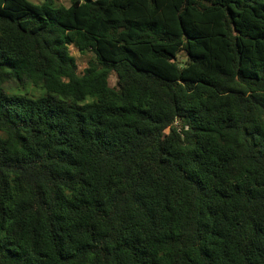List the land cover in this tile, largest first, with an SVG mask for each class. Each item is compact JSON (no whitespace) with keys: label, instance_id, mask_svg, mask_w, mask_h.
Here are the masks:
<instances>
[{"label":"trees","instance_id":"obj_1","mask_svg":"<svg viewBox=\"0 0 264 264\" xmlns=\"http://www.w3.org/2000/svg\"><path fill=\"white\" fill-rule=\"evenodd\" d=\"M0 264H264V0H0Z\"/></svg>","mask_w":264,"mask_h":264},{"label":"rangeland","instance_id":"obj_2","mask_svg":"<svg viewBox=\"0 0 264 264\" xmlns=\"http://www.w3.org/2000/svg\"><path fill=\"white\" fill-rule=\"evenodd\" d=\"M57 3L61 6H68L69 0H57ZM71 54L75 58L79 71L83 70L87 63L92 59L91 54L81 55L74 47H71ZM115 84V78L112 76L109 81V85L112 87ZM4 90L11 95H21L30 98H35L42 94L40 89L31 86L30 84H20L17 81L9 82L5 84Z\"/></svg>","mask_w":264,"mask_h":264}]
</instances>
